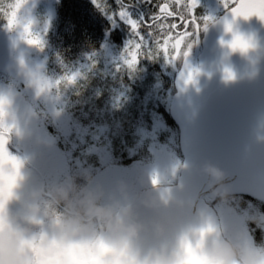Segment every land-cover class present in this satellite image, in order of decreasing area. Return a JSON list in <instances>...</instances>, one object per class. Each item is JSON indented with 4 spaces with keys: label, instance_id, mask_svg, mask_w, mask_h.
I'll use <instances>...</instances> for the list:
<instances>
[{
    "label": "clouds",
    "instance_id": "clouds-1",
    "mask_svg": "<svg viewBox=\"0 0 264 264\" xmlns=\"http://www.w3.org/2000/svg\"><path fill=\"white\" fill-rule=\"evenodd\" d=\"M248 2L259 5L261 0ZM31 4L32 0H0V26L9 36L15 76L24 85V92L12 84L0 86V139L7 153L0 154V264H264V244L249 241L243 230H228L210 207L211 201L229 210L238 206L228 172L212 161L193 165L174 153L157 155L138 162L134 182L121 178L110 190L87 169L35 182L34 154L14 153L13 141L49 143L40 132L45 113L35 102L41 101L57 116L63 91L81 74L54 78L44 62L32 58L34 51L47 47V20L32 15ZM239 4L235 0L229 7ZM253 17L264 25L259 15L228 11L226 16H210L207 29L200 32L215 28L219 36L208 63H189L198 41H185L187 57L181 54L175 60L183 62L178 101L192 107L202 79L217 78L229 87L259 75L264 40L244 27ZM257 150L264 154V108L254 114L248 131L246 154ZM9 157H15V163ZM193 174L206 180L208 202L193 190ZM244 220L264 227V214H248Z\"/></svg>",
    "mask_w": 264,
    "mask_h": 264
},
{
    "label": "trees",
    "instance_id": "trees-1",
    "mask_svg": "<svg viewBox=\"0 0 264 264\" xmlns=\"http://www.w3.org/2000/svg\"><path fill=\"white\" fill-rule=\"evenodd\" d=\"M140 1L144 8L149 5L153 7V13H144L143 9L137 5V8L134 7L136 10L133 8H128V10L138 19L142 14L139 15L137 12L141 11L146 20L151 14L158 13L156 5L162 3ZM109 2L111 3L106 7L104 3L97 0L102 9L94 3V0H56L54 19L51 22L52 26L47 38V49L49 50L47 72H51L55 78L70 73L81 74L74 86L65 89L69 96L66 101L67 110L64 118L66 122L68 115L78 117L79 126L85 129L84 134L80 135V138L86 142L84 150L96 151L95 161L98 168L101 169L111 163H128L133 158L147 156L150 153L154 134L151 125L156 115H160V120L162 123L168 124V127L174 126L175 132H177L176 143L179 144V130L169 114V103L175 92L174 77L182 61L165 62L159 53L156 58L151 59L150 65L146 66V69L144 68L146 72L130 73L123 57L128 41L133 39V33L127 26H123V28L116 26L115 31L112 30L107 9L111 8L116 12V15L120 5L117 0H109ZM130 2L124 0V4ZM132 3L134 4L133 1ZM116 17L118 16L116 15ZM109 31L111 42L104 38ZM193 37L196 39V36ZM105 40L110 42L107 48L111 46L115 53H123L121 57L112 62L111 69L109 64L105 68L102 66L104 58L101 54L103 50H106V45L103 43ZM104 54L106 55V53ZM97 58H100V61H94ZM156 82L162 84V88L157 93H155L156 86H152ZM120 97L124 98V105L120 104L121 108L117 114L115 103L117 101L119 104ZM115 115L123 116L116 117ZM146 124H149L144 126L147 131H142L140 126ZM66 127L68 131L67 124ZM87 130L88 133L85 134ZM172 132L173 130L170 129L166 134L170 135ZM118 134L121 135V141L115 138ZM105 146L106 152L110 150L114 156L110 158L107 152L108 160L106 162L100 157V152ZM78 148L75 149L76 153H80ZM177 149L180 150V145ZM179 152L181 153V151ZM92 157L94 158V156ZM180 157L182 162V154ZM236 197L238 206L235 210L245 211L246 208L250 209L251 207V210L256 213H264V202L246 195H236ZM209 204L217 211L222 210L215 201H211ZM250 229L258 243L264 229L254 223H250Z\"/></svg>",
    "mask_w": 264,
    "mask_h": 264
},
{
    "label": "rangeland",
    "instance_id": "rangeland-1",
    "mask_svg": "<svg viewBox=\"0 0 264 264\" xmlns=\"http://www.w3.org/2000/svg\"><path fill=\"white\" fill-rule=\"evenodd\" d=\"M102 3H104L107 7V4L111 3L109 0H100ZM125 1H131L130 3H126L125 5L128 6V8H137L140 7L143 9L144 13H153V7L150 5L147 8H144L142 6V2L140 0H125ZM134 2V4L132 3ZM163 2V0H151V2ZM132 3V4H131ZM55 5L56 0H32V4L30 5V11L32 15L44 17L47 20V24L45 25L44 31L46 32V41L48 38V33L51 28V22L54 19V11H55ZM137 5V7H136ZM135 7V8H134ZM224 0H199V6L195 10V14L197 17L199 16H205L210 15L214 17H218L222 12H224ZM109 11V20L111 21V28L115 31V27L119 26L120 28H123V26H127L131 31L130 25H128L124 20H122L117 11V16L115 15V11H113L111 8L107 9ZM136 10V9H135ZM129 11V10H128ZM107 12V11H106ZM131 14V13H130ZM132 15V14H131ZM143 15V13H142ZM133 18L138 19L134 15H132ZM173 19L174 18H170ZM169 19V20H170ZM113 21V23H112ZM171 22V21H170ZM202 22V21H201ZM3 22L0 21V25H2ZM125 31L124 29H122ZM141 32L148 31L147 28H144L143 25H141ZM155 29H153L154 31ZM155 32V31H154ZM109 34L110 31L107 33L106 37L109 41ZM108 36V37H107ZM108 40H105L104 45H106V50H103L102 56L104 60V64L102 66L107 67L109 64V68L111 69L113 65V61L117 59L118 57H121L122 54L115 53V50L111 48H107V46L110 44ZM184 48V45H182V49ZM155 49V46H154ZM195 47L191 50L190 55H193ZM47 47L42 52H33L32 58L36 61H42L45 64V67L47 66V53H48ZM106 53V55L104 54ZM162 59L167 62V60L163 57V53L161 52ZM107 58H109L107 60ZM193 58V56H192ZM94 61H100V58L95 59ZM108 61V63H107ZM178 61H175L177 63ZM151 59L148 57L139 59L138 64L136 65V68L134 70L128 69V71L132 74H140L141 72H146V66L150 65ZM92 67V66H90ZM127 67V66H126ZM47 68V67H46ZM128 68V67H127ZM145 68V69H144ZM144 69V70H143ZM48 74L52 77L54 75L51 74V72L48 71ZM55 78V77H54ZM5 84H12L14 85L18 91L24 92V85L22 80H20L18 77L15 76V68L12 61V57L10 56V49H9V36L5 33L3 30V27L0 26V86ZM153 84V83H151ZM152 86H156L155 93L158 92L162 88V84L160 85L159 82H156V84H153ZM29 99H31V94L25 92L24 93ZM69 95L66 93V91H63L62 96L60 97V102L57 104V110L59 114L55 117H53L51 114L48 113L47 108L45 105L37 100L35 103L37 107L45 113L42 120L40 121V132L43 136L44 140L48 141L49 143H36V142H29V143H17L13 141V144L24 153H32L34 154V159L32 164L43 174L46 182H51L53 180L62 179L65 175H71V174H77L85 169L90 171L93 176L95 177L96 182L102 184L106 190H110L115 185L116 181L118 179H126L127 181L134 182L135 180V171L138 166V162H148L151 161L155 156L157 155H164L168 153H174L176 157L181 161L180 157V150L178 151L177 147L179 148V144L176 143L177 138V132H175V128L173 125L168 127V124L162 123L160 120V115H156L155 120L152 122V129L154 131L153 139L150 147V153L146 155H142V158H133L132 161L128 163L123 162H116L108 164L105 168L101 169L98 168L96 161H95V155L96 151H89L84 150V146H86V142L84 139L80 138L81 134H84L85 129L79 126L80 121L77 119L78 117L75 115H68L67 120L65 122V115H66V101L67 97ZM119 104L115 103V110L119 114V109L121 108V103H123L122 97H120ZM117 100V99H116ZM146 105V103H145ZM116 117H120L123 115H115ZM119 123V122H118ZM66 124L68 126V131L66 130ZM141 125L142 131H147V129L144 126ZM135 128V126H134ZM133 129V127H132ZM172 129L173 132L168 135L166 134L168 130ZM75 133V134H74ZM88 133V130L85 134ZM110 133V132H109ZM115 138L119 141L122 140L121 135L118 134L115 136ZM79 147V148H78ZM81 147V148H80ZM12 148V147H11ZM80 149V153H76L75 149ZM12 151L18 155H20L16 150L12 148ZM108 156L110 158L114 157L112 156L110 150L107 151ZM106 152V146L104 149L100 152L101 159L106 162L108 160ZM180 153V154H179ZM74 154V156H73ZM135 155V154H133ZM140 155V154H139ZM94 156V158L92 157ZM100 159L101 164H103V161ZM34 180L37 184L43 183L41 177L39 174L32 169ZM78 183H84L82 179H78ZM221 211H217L218 215L222 218L225 227L228 230H243L247 236V239L255 244H264V233L262 232L261 238L259 239L258 243L256 242L255 236L252 234V231L250 229V223H246L244 220V217L248 214H255L260 215L256 211H252L251 207L250 209L246 208L245 211H239L236 210H229L226 208H220ZM262 214H264L262 212ZM264 229V227H261Z\"/></svg>",
    "mask_w": 264,
    "mask_h": 264
},
{
    "label": "water",
    "instance_id": "water-1",
    "mask_svg": "<svg viewBox=\"0 0 264 264\" xmlns=\"http://www.w3.org/2000/svg\"><path fill=\"white\" fill-rule=\"evenodd\" d=\"M227 13L226 10L219 17ZM244 27L257 31L264 40V25L255 17ZM218 36L219 31L215 28L202 35L199 32L196 36L198 43L188 62L193 65L210 62L214 58ZM182 69L183 62L176 71L175 92L169 103V114L180 132L182 162L191 161L197 165L207 160L217 163L228 172L227 182L235 195H246L264 202V154L259 150L251 156L246 154L249 126L254 114L264 108V64L255 79L243 80L229 87H224L217 78L211 81L202 79V91L193 94L192 107L177 99ZM11 147L20 155L25 154L14 144ZM31 168L39 174L43 183L46 182L33 164ZM189 179L198 198L208 202L206 180L194 174Z\"/></svg>",
    "mask_w": 264,
    "mask_h": 264
},
{
    "label": "snow or ice",
    "instance_id": "snow-or-ice-1",
    "mask_svg": "<svg viewBox=\"0 0 264 264\" xmlns=\"http://www.w3.org/2000/svg\"><path fill=\"white\" fill-rule=\"evenodd\" d=\"M146 2L151 3V0H146ZM94 3L101 7L97 0H94ZM117 3L120 5L119 17L130 25L133 33V39L128 41L123 57L124 63L130 70L136 68L140 57L154 59L161 52L170 63L175 62L181 54L187 57L188 52L184 51V48L182 49V45H185L187 39L198 36L201 30V21L202 27L206 30L207 21L210 19L208 15L196 16L195 10L199 6V0H163L162 3L156 5L158 13L151 14L147 20L143 16H140L139 19L133 18L128 11V6L124 4V0H117ZM233 3L235 0H224L225 9L233 14L259 15L260 19L264 20V0H261L259 5L248 2V0H240L237 7L230 8L229 5ZM169 18L178 19L183 24L184 30L178 31L180 24L169 22ZM11 23L10 19L9 24ZM141 25L148 31L141 32ZM189 26L192 27V31L188 30ZM153 29H155V33ZM174 30H177L175 34H173ZM74 79V76L69 77L70 81ZM3 145L4 142L0 139V154L7 156ZM9 158L15 163V157Z\"/></svg>",
    "mask_w": 264,
    "mask_h": 264
},
{
    "label": "flooded vegetation",
    "instance_id": "flooded-vegetation-1",
    "mask_svg": "<svg viewBox=\"0 0 264 264\" xmlns=\"http://www.w3.org/2000/svg\"><path fill=\"white\" fill-rule=\"evenodd\" d=\"M227 10V9H226ZM226 10H224V11H226ZM139 15L140 14H142L141 13V11L139 12V10H138V12H137ZM140 16H142V15H140ZM144 17V19H145V16H143ZM170 19V18H169ZM176 22V23H178V24H180V27H179V29H177L178 31H183L184 30V27H183V24L182 23H180V21L178 20V19H173V21H172V19H170L169 20V22ZM192 27L191 26H189V31H192L193 29H191ZM177 30H174V31H177ZM203 34V32H201V35ZM176 124V123H175ZM177 125V124H176ZM178 130H179V128H178ZM179 135H180V132H179Z\"/></svg>",
    "mask_w": 264,
    "mask_h": 264
}]
</instances>
